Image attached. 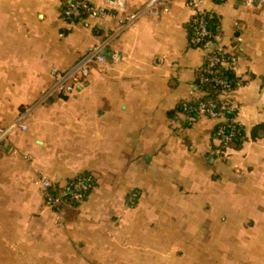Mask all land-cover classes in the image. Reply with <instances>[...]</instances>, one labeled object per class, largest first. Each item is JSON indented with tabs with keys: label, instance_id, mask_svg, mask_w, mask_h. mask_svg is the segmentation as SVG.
<instances>
[{
	"label": "crops",
	"instance_id": "obj_1",
	"mask_svg": "<svg viewBox=\"0 0 264 264\" xmlns=\"http://www.w3.org/2000/svg\"><path fill=\"white\" fill-rule=\"evenodd\" d=\"M149 1L87 0L103 11L67 19L65 0H0V128L29 110L0 147V264H264V0H202L240 81L228 118L242 140L226 148L215 120L182 110L202 95L206 55L191 8ZM101 42L104 63L43 99ZM80 174L93 183L84 201L47 204L42 178Z\"/></svg>",
	"mask_w": 264,
	"mask_h": 264
},
{
	"label": "built area",
	"instance_id": "obj_2",
	"mask_svg": "<svg viewBox=\"0 0 264 264\" xmlns=\"http://www.w3.org/2000/svg\"><path fill=\"white\" fill-rule=\"evenodd\" d=\"M103 4L109 7L112 5L117 10H124L125 0H101ZM223 1V0H215ZM245 4H251L253 0H243ZM163 0H150L146 6V9H153L156 4H160ZM187 5L191 8L193 12V36L191 37L192 45L197 48H201L206 51L205 62L206 66L202 70L208 72L209 74L214 73L213 67L216 64H222V66H228L227 58L228 50L221 46H215L213 48L212 43L214 41V36L211 34L206 25L207 15H212L207 13L201 8L202 0H186ZM106 8V7H105ZM103 9L93 6L87 2V0H65L63 6V14L67 19H75L81 16L83 13H89L91 15H97L102 12ZM139 14L127 15L125 20L121 25V29L132 24ZM202 45L200 46V44ZM106 47L105 42L98 43L90 47L70 68L59 71L55 74L52 84L44 91L43 99L51 98L58 94H70L73 93L78 84L83 80L87 79L90 75L92 68L97 64H102L106 61V56L103 50ZM120 59V54L114 51L111 54V60L116 62ZM208 80V79H207ZM214 80L221 84L224 89L221 93L218 104L207 103L201 101L196 108L197 115H190L188 112L185 113L187 121L190 124H195L201 117H207L215 120L218 124L215 137L217 138L219 144L225 147L230 140L237 134L238 130L235 126L226 125L230 119L228 118V112L231 109V102L229 99V93L226 92V88L229 86V82L225 78L214 77ZM190 106L184 105L185 111L194 110ZM29 110L21 113L18 118L12 123L11 126L7 128H0V147L5 142L7 136L15 128H21L22 130L27 129L25 124V119L28 115ZM41 185L43 188V194L47 204L55 207L62 202V198L66 195H70L78 201L82 200V191H86L90 188L88 184V179L83 177L78 180L76 184L73 185L75 191L71 192V187H67V190L62 191L59 196H54L50 193L53 187L52 182L48 178L41 179Z\"/></svg>",
	"mask_w": 264,
	"mask_h": 264
},
{
	"label": "trees",
	"instance_id": "obj_3",
	"mask_svg": "<svg viewBox=\"0 0 264 264\" xmlns=\"http://www.w3.org/2000/svg\"><path fill=\"white\" fill-rule=\"evenodd\" d=\"M76 19V18H75ZM206 25L207 28L209 29V31L211 32V34L214 36L217 32H218V19L215 15H207L206 17ZM193 21H191L188 24V30L190 33V38L193 36ZM202 45V43L200 44V46ZM225 58H227L228 63L230 62V57L229 55H225ZM206 66V63H204L203 67ZM202 67V68H203ZM202 68L198 71L197 74V85H198V90L199 92L202 94L200 97L197 98H193L187 102H184L182 104V110L184 109V105L190 106L191 108H196L198 106V104L201 101L207 102V103H213V104H218V101L220 99L221 93L224 89V87L221 84H218L215 80L214 77H218V78H225L228 82H229V86L228 88H226V92L230 93L233 90L236 89V87L239 85V79L235 76L234 72L232 71L231 68L229 67H224L222 66V64H216L213 67V71L214 73L209 74L208 72L202 70ZM208 79V80H207ZM184 113H189L190 115L196 116L197 115V111L194 110H183ZM228 126H235L238 130L237 134L232 138V140H230V142L225 145V148L228 146H234L236 144H239L242 140V129L241 127L237 124L234 123L233 121H228L227 124ZM218 124H216L215 127V131L214 134L216 133ZM87 178L88 179V184L90 185V188L86 191H82L83 194V198L82 200L84 201L85 198H87V196L89 195L91 188H92V180L91 177L88 174H80L78 176H75L74 178L69 179L66 184L64 186H58L55 185L51 188L50 193L53 194L54 196H59L61 194L62 191L67 190V187H71V192L75 191L73 188V185L76 184L78 182V180L80 178ZM63 202H67L69 204H72L73 206H78L81 202L71 198L70 195H66L62 198ZM58 207V206H55Z\"/></svg>",
	"mask_w": 264,
	"mask_h": 264
},
{
	"label": "rangeland",
	"instance_id": "obj_4",
	"mask_svg": "<svg viewBox=\"0 0 264 264\" xmlns=\"http://www.w3.org/2000/svg\"><path fill=\"white\" fill-rule=\"evenodd\" d=\"M83 200H81L80 202H82ZM132 201V200H131ZM133 202V201H132Z\"/></svg>",
	"mask_w": 264,
	"mask_h": 264
}]
</instances>
